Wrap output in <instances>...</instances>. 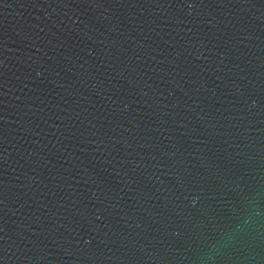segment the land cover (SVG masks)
<instances>
[{"label":"water","instance_id":"1","mask_svg":"<svg viewBox=\"0 0 264 264\" xmlns=\"http://www.w3.org/2000/svg\"><path fill=\"white\" fill-rule=\"evenodd\" d=\"M0 264H264V0H0Z\"/></svg>","mask_w":264,"mask_h":264}]
</instances>
